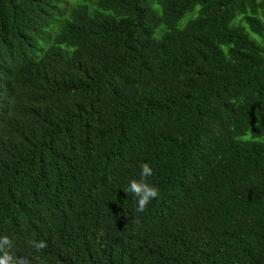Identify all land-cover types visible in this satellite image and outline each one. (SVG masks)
<instances>
[{
    "label": "trees",
    "instance_id": "obj_1",
    "mask_svg": "<svg viewBox=\"0 0 264 264\" xmlns=\"http://www.w3.org/2000/svg\"><path fill=\"white\" fill-rule=\"evenodd\" d=\"M4 235L30 264H264V0H0Z\"/></svg>",
    "mask_w": 264,
    "mask_h": 264
},
{
    "label": "clouds",
    "instance_id": "obj_2",
    "mask_svg": "<svg viewBox=\"0 0 264 264\" xmlns=\"http://www.w3.org/2000/svg\"><path fill=\"white\" fill-rule=\"evenodd\" d=\"M152 171L149 163H143L139 179H132L127 187V193H132L136 197L137 212L146 211L149 203L160 195L159 188L147 180L152 175ZM26 243L37 251L47 247L43 240L28 239ZM12 244V240L7 235L0 236V264H30L28 258L17 256L12 252Z\"/></svg>",
    "mask_w": 264,
    "mask_h": 264
}]
</instances>
